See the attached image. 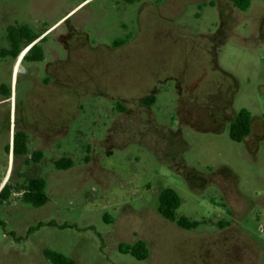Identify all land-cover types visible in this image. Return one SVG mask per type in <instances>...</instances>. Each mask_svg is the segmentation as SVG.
I'll return each mask as SVG.
<instances>
[{
	"label": "rangeland",
	"instance_id": "374dc122",
	"mask_svg": "<svg viewBox=\"0 0 264 264\" xmlns=\"http://www.w3.org/2000/svg\"><path fill=\"white\" fill-rule=\"evenodd\" d=\"M12 25L46 33L13 58ZM33 44L40 62L23 59ZM241 109L251 128L237 143L228 126ZM17 132L25 156L12 154ZM62 157L73 167L56 170ZM33 178L46 181L40 207L18 192ZM5 185L0 264H50L43 249L76 264H264V0L245 11L229 0H0ZM164 188L197 228L157 212ZM136 241L144 261L118 251Z\"/></svg>",
	"mask_w": 264,
	"mask_h": 264
},
{
	"label": "trees",
	"instance_id": "16d2710c",
	"mask_svg": "<svg viewBox=\"0 0 264 264\" xmlns=\"http://www.w3.org/2000/svg\"><path fill=\"white\" fill-rule=\"evenodd\" d=\"M240 11H245L249 8L250 0H229ZM6 37L10 44V50L6 51L13 58H17L20 52V45L25 42L27 45L32 44L39 36L33 35L26 27H17L14 25L8 26L6 29ZM31 62H40L43 60V52L38 48L37 44H33L29 49V54L23 58ZM154 97H146L141 100L144 106H152ZM251 128V114L246 109H241L236 114V117L232 123L228 126L229 138L233 142H242L250 134ZM9 151V147L6 149ZM12 154L14 156H25L28 154L26 135L24 132H17L13 136L12 142ZM42 153L35 151L31 154V159L35 162L40 161ZM87 160V159H86ZM73 161L68 158H60L54 162L56 170H67L72 168ZM46 181L43 178H33L28 180L23 187L18 191L22 203L30 205L32 207L43 206L48 197L45 193ZM12 192L9 187L5 185L0 190V206L9 200ZM182 203L179 195L171 188L162 189L157 196V212L169 222L175 223L178 227L191 230L198 227L197 221L189 220L185 216L178 215L177 211ZM105 222H108L104 217ZM49 226L56 227L55 223H49ZM220 224L219 226H221ZM0 227L4 229L5 223L0 219ZM43 227V223H38L36 226L28 228L26 235L29 236L39 228ZM59 229L65 228V226H59ZM8 236L16 239L14 233L10 232ZM17 240V239H16ZM118 251L124 255H130L138 261H144L148 257V249L143 241H136L133 244L120 243L118 245ZM43 257L50 264H76L73 259L63 255L57 251L51 249H43Z\"/></svg>",
	"mask_w": 264,
	"mask_h": 264
},
{
	"label": "crops",
	"instance_id": "0c3cea01",
	"mask_svg": "<svg viewBox=\"0 0 264 264\" xmlns=\"http://www.w3.org/2000/svg\"><path fill=\"white\" fill-rule=\"evenodd\" d=\"M45 33H46V31L43 32L42 34H40V36L37 39H39L40 37H42V35H44Z\"/></svg>",
	"mask_w": 264,
	"mask_h": 264
}]
</instances>
